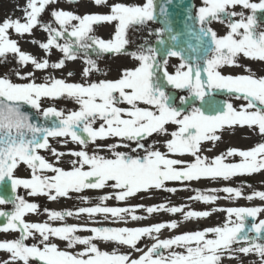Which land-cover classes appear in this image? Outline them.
Instances as JSON below:
<instances>
[{
	"label": "snow or ice",
	"instance_id": "snow-or-ice-1",
	"mask_svg": "<svg viewBox=\"0 0 264 264\" xmlns=\"http://www.w3.org/2000/svg\"><path fill=\"white\" fill-rule=\"evenodd\" d=\"M57 2L26 0L20 8L24 22L20 18H5L0 22V64L7 63L11 54L18 65L30 63L34 69L20 72L11 68L0 75V182L10 184L11 192L7 198L0 196V205H12L10 211L0 210V217L6 221L0 223V232H19L16 239L0 240V250L9 253L8 259L0 261V264H16L18 261L30 264V260L40 264H220L225 252L230 254V259L236 258L232 253H254L258 264H264V242H261L264 241V219H258V215L264 212V205L189 211H183L184 205L169 206L167 203L103 206V202L111 198L125 201L151 188L172 193L178 190L166 187V182L183 183L200 179L228 181L236 175H251L264 170V140L246 150L230 147L212 158L200 154L202 143L211 141L214 146L221 139L217 133L226 127L247 126L264 137V76H256L247 65H240L236 59L242 54L247 59L264 62V29L257 16L258 10L264 11V0H201L200 6L189 3L184 9L186 15L181 22L182 31H174L169 18L167 6L173 0H162L160 3L144 0L142 4L114 2L110 5L108 0H92L96 6H108L109 11L80 15L71 10L54 8L50 11L51 21H40L38 18L47 7ZM66 2L78 3L79 0ZM236 7L242 10L234 11ZM244 10H248V14ZM214 21L228 29L224 35H218L211 27ZM150 22L159 23L161 27L149 28ZM102 23L114 24L111 39L94 35V25ZM193 24L199 25L197 39L205 38L202 64L190 62L183 55V49L177 50L178 38L185 33L191 34ZM37 25L47 34V41L33 39L30 43L37 44L46 56L52 48L59 50L63 56L58 61L50 63L47 58L37 59L22 51L18 42L9 37L10 29L19 35H30ZM129 29H147L148 36H155V41L149 42L145 37L129 50L127 45L132 43L127 36ZM61 39L63 43L59 42ZM89 50L97 57L109 53L127 54L138 63L133 68L121 69L118 79L70 83L46 75L43 82H36V70L49 67L61 69L66 60L77 59L78 52H83L85 56L83 77L100 71L96 60L88 55ZM171 57L180 58L172 73L167 69ZM223 66L243 67L247 74L224 75L219 71ZM9 72L26 82H14ZM73 74L70 71L67 75ZM169 87L186 91L187 95L177 98L167 91ZM215 90L234 95L243 103L234 106L227 100L222 105L208 101L207 107L196 106L195 101H204ZM45 98H67L78 108L42 107L41 101ZM25 106L35 110L38 118L45 123L34 120L24 110ZM97 121H100L98 127L95 126ZM168 125H173V130L170 131ZM153 134L169 137L162 141L166 151L155 146L157 141L146 145L145 141ZM50 138H62L60 143L64 145L70 140L79 144L80 150L61 152L52 147ZM113 138L114 143H96ZM89 144L96 145V150L90 153L87 150ZM121 148L127 151L119 150ZM105 149L110 155L100 154ZM41 150L50 151L57 163L66 154L76 159L69 161V169L57 167L40 155ZM184 155L193 159L174 158ZM234 156H239L240 160L226 162ZM21 162L30 170V178L14 175ZM45 171L53 175H43ZM243 183L247 185V182ZM21 186L29 190V196L45 195L49 200L68 198L70 192L80 193L85 189L108 187L113 190L98 197L101 203L94 206L63 211L45 208L49 220L63 221L65 217L81 214L89 217L102 214L105 219L110 215L114 221H125L126 215L135 221L146 218L135 214L139 208H144L149 215L159 211L172 214L183 212L184 220L208 217L215 211H224L226 217L222 225L165 239L155 234L166 227L175 229L178 226L176 220L140 227H89L66 223L52 226L47 221L30 223L23 217L26 213L37 212L39 205L17 193ZM193 191L195 195L189 199L202 203H214L220 199L215 194L217 192L227 194L225 199L243 197L264 201V191L254 190L244 196L240 187L233 186ZM79 198L85 202L89 199L86 196ZM247 218L252 220L250 227L246 226ZM81 230L91 235H76ZM36 234L39 236L38 243H25L29 237L36 238ZM143 237L154 241L146 251L137 247ZM51 238L65 241L67 249L78 244L84 247L74 253L59 248L56 243L50 242ZM95 240L127 246L140 255L133 257L131 252L120 253L117 248L111 252L101 250L93 242ZM242 243L245 246L233 248V245ZM177 248L183 251H177Z\"/></svg>",
	"mask_w": 264,
	"mask_h": 264
},
{
	"label": "flooded vegetation",
	"instance_id": "flooded-vegetation-1",
	"mask_svg": "<svg viewBox=\"0 0 264 264\" xmlns=\"http://www.w3.org/2000/svg\"><path fill=\"white\" fill-rule=\"evenodd\" d=\"M116 1L120 2L118 0H116ZM124 1H125L124 3H129L128 0H124ZM252 2H259V0H252ZM18 3H21L22 6H24L25 0H3L0 2V13L2 14V16L0 17V19H1L0 22H3V20L5 18H13V19L20 18L21 22H24L23 12L20 9H17L16 7H14V11H11L9 13V11L12 9V8H10L11 5H17ZM109 3H112V2H109ZM233 10L239 12L242 9L240 7H236ZM244 11L246 14H248V10H244ZM43 14H44V12L42 13V15ZM42 15L38 18L39 20H41ZM257 16H258L261 28L264 29V11L258 10ZM236 19H239V17H236ZM102 25H103V23L97 24L94 26L96 28H99ZM196 26L199 28V25H196ZM148 27L155 29L159 26L155 23L150 22ZM211 27L217 32L218 35H224L228 30L224 24H221V23H218L215 21L211 24ZM96 28H94V35L99 36L105 40L111 39V36L114 32V28L111 29V32H109V33H106V31H108L106 29H102L103 31L99 32V30ZM12 31L14 32V30H11V29L9 31L10 38L14 39L18 42V46L20 47V49L22 51H24L26 53L31 52V51H28L26 49V44L28 43V37H34L35 35H40V31H38L37 29H32V32L30 35L29 34L19 35V34H16L15 32H14L15 34H12L11 33ZM127 36H128V39L130 41H132V43H129L127 45V48L129 50L134 49L136 47V45L141 43L143 38H145V37H147L149 42L155 41V36H148L147 29H141L140 31H135L133 29H129ZM60 42L63 43V40L61 39ZM33 54H34V52H33ZM88 55L90 56V58L96 60L100 71H93L89 75V77H87V78L83 77L82 76V69L86 66L84 64L85 56H84L83 52H78L77 53V59L72 60L69 64L70 66H74V68L79 69L78 76H76L77 72H75V74H73V75H75V79H74V80H76L75 82H85V80L98 81L100 79H118L120 76L121 69L133 68L138 63L134 59L130 58V56L127 54H115L114 55V54L109 53V54H104V55L97 57L95 55V53L92 52V54H91V52L89 50ZM40 57H43V56L41 55ZM37 58H38V56H37ZM236 59L240 65H247L256 76H264V62H261L259 60L247 59L242 54L239 55ZM13 61L16 62L15 57L13 58ZM195 62H197V61H195ZM198 62H200L202 64L203 59H201ZM179 63H180V58L172 57V63L169 62L167 65L168 71L170 73L174 72L175 71L174 66L178 65ZM60 70L61 69H55L54 77L65 79L68 81L71 77L68 75L67 76L64 75V77H62ZM219 71L224 75L247 74V73H245L243 67L223 66L219 69ZM167 91L170 93H174L177 98L181 95H187L186 91L174 90L171 87H169L167 89ZM60 99H58V100L57 99L56 100L46 99V101L41 102L42 107L54 105L58 109H64L62 106L59 105ZM226 100L233 103L234 106H238L241 103H243L242 100H237L234 95L227 94V93L222 92L220 90H215L214 92L209 93L205 97L204 101L197 100V101H195V104L198 107H200L202 105L204 107H207L208 101H215L218 104L222 105L223 102ZM176 102L179 105L178 99ZM120 106L126 107V105H120ZM141 106H143V105H141ZM99 123H100V121H97L95 126L98 127ZM168 128L171 131V130H173L174 126L168 125ZM218 133L221 134L222 137L224 135L225 139L232 138L233 148H238L241 150H246V149L254 146L255 143L264 140V137H261L259 134L254 133L247 126H244V127L235 126L233 128H227L226 127L223 131L218 132ZM167 138H169V137H162V136L153 134V136L148 138V140L145 141V143L147 145V144H151L153 141H157L158 143H156L155 146L157 148H159L161 151H166V149L162 145V141L164 139H167ZM61 139L62 138H56V139L50 138V143H51L52 147L58 149L61 152H65V153H67L68 150H80L81 146L79 144L73 143L69 140V142L66 145H64V144L60 143ZM114 142H115V138L108 139V140H98L96 143L103 145V144L114 143ZM133 147H134V145H133ZM87 150L91 153L92 151L96 150V145L89 144L87 147ZM119 150L127 151V149H124V148H121ZM100 154L110 155V153L107 152L106 149L104 151H101ZM40 155L44 156L49 162L54 163L57 167H62L65 169H69L71 167V164L69 163V161L76 159V157H73L71 155L66 154L63 157H61L60 162L57 163L55 161V158L51 155L50 151L41 150ZM174 158H179V159H183V160H187V161H191L193 159L191 156H188V155L178 156V157H174ZM239 160H240L239 156H234L232 162H238ZM42 174L43 175H53V173L48 172V171H45ZM14 175L17 177H22V178H30L31 172L27 168V166L21 162L18 165V167L14 170ZM243 182H247V185H251V187H248ZM172 183H174L173 185L175 186V182H166V187L172 188ZM233 186L234 187H240L241 191L243 189L244 193H245L244 196H247L248 194L252 193L254 190L264 191V170H262L258 173L251 174V175H246V174L236 175L235 177H233ZM28 191L29 190L24 189L22 186L17 189V193L20 196H23L29 202L37 203L39 205V208H38L37 212H35V213H26L25 214L23 219L26 222L43 223V222L47 221L52 226H61L62 224H65V223L66 224H86L89 227H111V225H112V222L110 220V219H112V217L110 215L108 216L107 219H105V217L102 214H96L92 217H89L87 214H81L80 216L65 217L64 220L61 221V220H49L47 213L44 211L45 208H47L49 210H54V211H63L66 209L75 210L79 207H90V206H94L96 204H100L101 201L98 199V197H100L106 193L112 192L113 190L111 188L106 187L104 189H85L80 193L70 192L68 198L59 197L56 200H49L47 198V196H45V195L29 196ZM136 195H142V196H147V197H168V196L172 195V192H167L164 190H157L155 188H151L147 191H141V192L137 193ZM85 196L89 198L87 202H85L79 198V197H85ZM109 200L104 201L103 206H108L107 204H108ZM256 201H257V198H254L252 200H247V199L243 198V200H242V197H241V198L233 199V203H234L233 205H234V207H242V205L244 204V207H252V206H256V204H255ZM11 209H12L11 204L0 205V210H2V211H10ZM3 222H6L5 218H4ZM3 234H5V232H3ZM6 234L9 236V239H16L19 237V232H17V231H11L10 230V231L6 232ZM76 235L89 236V235H91V233L88 231H85V230H81V231H78L76 233ZM38 240H39V236H38V234H36V238L29 237L27 240H25V243L28 245H31L33 243H38ZM50 242L56 243L58 245V247L61 249L72 251L74 253L81 251L84 247L83 245L78 244L74 248L67 249L66 242L62 241L58 238H51ZM93 242L96 243L98 245V247L101 248V250H107L106 248H107V244H108L110 246V249L107 251H110V250L112 251L114 248V244H115L112 242H104L101 240H95ZM35 264H40V262L37 261Z\"/></svg>",
	"mask_w": 264,
	"mask_h": 264
},
{
	"label": "rangeland",
	"instance_id": "rangeland-1",
	"mask_svg": "<svg viewBox=\"0 0 264 264\" xmlns=\"http://www.w3.org/2000/svg\"><path fill=\"white\" fill-rule=\"evenodd\" d=\"M3 0H0V2ZM120 2H125L124 0H118ZM26 2V0H25ZM109 2H117L116 0H108ZM129 3H143L144 0H128ZM196 6H200L201 4V0H196L195 1ZM111 3H109L110 5ZM14 7H16L17 9L22 8V4L18 3L17 5H11L10 8H12L9 13L11 11H14ZM65 9V10H71L77 14L83 15L85 13H107L109 11V7L108 6H96L92 0H79V2L75 5H72L70 3H67L66 0H58L57 3L55 4H51L47 7V10H45L46 12V17H44L42 22H49L52 20L51 16H50V11L52 9ZM2 16V14L0 13V17ZM1 20V19H0ZM105 25L99 28H96L94 26V28L98 29L99 32H102V29H106L108 31H106V33L111 32V29L114 28V24H108V23H104ZM53 26L56 27L57 25L53 22ZM37 28L40 30V37L39 36H34V37H28V43L26 44V49L28 51H31L29 54L35 56L37 59H44L47 58L49 60V62H56L59 59L62 58L63 54L55 49L52 48L50 50V54L46 56L44 50H42L41 48H39V46L37 44L34 43H30V41H32L33 39L41 41V42H46L47 41V34L39 27V25H37ZM10 31V30H9ZM13 34V31L11 32ZM9 34V33H8ZM98 34V33H97ZM10 37V36H9ZM60 42V41H59ZM61 43V42H60ZM37 45V46H36ZM34 52V54H33ZM91 54L92 51L90 50ZM42 53V54H41ZM43 57H40V56ZM14 58L13 55L9 54L7 57V63L4 64H0V68H2V71L0 72V75H3L5 72H8L9 69H11V63H12V59ZM72 60H66L65 61V66L63 68H61V76L64 77V75L67 76V73H69L70 71L77 72L76 76H78V71L79 69L74 68V66H70V62ZM169 62L172 63V58H169ZM21 72H29V71H34L33 66L29 63L28 65L25 66L24 70H20ZM49 69L46 70H36L35 71V78H36V82H38V80H42L43 81V77L46 75H50L49 74ZM10 77H12V73L9 72ZM71 78L68 80L69 82H75V75H71ZM20 82H26V81H21L17 78V83ZM40 83V81L38 82ZM59 105L62 106L64 109H72L75 110L78 108V105H76L72 100L67 99V98H61ZM221 139H219L218 141L215 142V145L213 146V143L211 141L208 142H203L202 146H201V155L202 156H207L209 158H212L218 154H220L221 152L225 151L226 149L233 147V140L232 138L229 139H225L224 135L222 137L221 134L217 133ZM208 149H211L210 151ZM189 156V155H188ZM233 160V157H229L226 162L231 163ZM211 182H214L212 184H210ZM174 183H172V188H176L178 189L176 192L172 193V195H170L169 197H146V196H132L127 198L125 201H117L114 198H111L108 202V206L109 207H128V206H133V205H144V206H151L154 204H160V203H167L169 206H180V205H184V209L183 211H189V210H211L214 207H218V208H228V207H234V203H233V199H225L224 197L227 195L223 192H217L215 193L217 196L221 197L220 199H218L217 201H215L214 203H202L200 201H196V200H190L189 197H192L195 195V192L193 191L194 189H201V190H205V189H211V188H221L223 186H233V178H231L228 181H225L223 179H217V180H210V179H200V180H194V181H190V182H175V186L173 185ZM234 187V186H233ZM243 188V187H242ZM242 193H244V190L242 189ZM243 200V197H242ZM243 204V203H242ZM256 206H260V205H264V201L260 200L259 198H257L256 201ZM242 207H244V204L242 205ZM215 213H217L216 216H213ZM136 215L141 216V217H146L144 219H140V220H132L130 218V216H125V221H117L119 223V227H140V226H148L151 225L153 223H158V222H163V221H172V220H176L177 222L180 220V216L181 215L183 217V212L180 213H168L167 211H159V212H154L151 215H149L144 208H139L136 210L135 212ZM226 217V213L224 211H215L212 212L211 215H209L208 217H204V218H198L197 220L192 219H188L189 224H187L186 228L189 227V230H187L186 232H191V231H197V230H203L204 228L207 227H213V226H218V225H222V223L224 222ZM258 217H264V212L260 213L258 215ZM232 219H235V217H232ZM112 221L113 218H112ZM172 231H174V229H169V228H164L160 231V233L155 234L158 235V237L160 239H165V238H170L172 237ZM209 238H211V234H209ZM9 239V236L5 233L3 234V232H0V240H6ZM154 241L148 237H143L137 244V247L143 249V250H147V246H150L151 243H153ZM240 246H245L242 244L240 245H233V248L236 247H240ZM124 247L127 246H123V245H114V248H117L119 252H123L124 251ZM107 250L110 249V246L107 244ZM126 249H130V248H125V252ZM110 252V251H109ZM128 253V250L127 252ZM0 261L6 260L9 257V253H7L6 251L1 250L0 251ZM229 253L225 252L222 257H221V261L220 264H252V262L256 261L258 264V257L254 254V253H249L247 255L243 254V253H232V255H234L236 258H229ZM133 257H136L135 254ZM35 263L34 260L30 261V264ZM16 264H22V262H16Z\"/></svg>",
	"mask_w": 264,
	"mask_h": 264
},
{
	"label": "water",
	"instance_id": "water-1",
	"mask_svg": "<svg viewBox=\"0 0 264 264\" xmlns=\"http://www.w3.org/2000/svg\"><path fill=\"white\" fill-rule=\"evenodd\" d=\"M160 2H162V0H157V3H160ZM189 3L192 4V0H183V2H181V0H173V3L167 6L169 13H170L169 18L172 21V23H173V21H178V23L181 25V22L183 21L185 15H186L184 9L188 6ZM157 12H158V9H157ZM182 30L183 29H181V27H179L177 31H182ZM198 35H199V33L197 31H195L194 29H192L191 34L185 33L178 38L177 50L183 49V55L186 58H189V60H194V59H197V58L205 55V48L203 45L204 42L201 38L197 39ZM200 41L203 42L201 45H199ZM168 43L171 44L172 42L168 41ZM189 45H191V48L189 47ZM24 110L28 111L31 114L32 118L34 120H37V122L45 123L44 120L39 121L36 118V116L34 115V113L31 110L30 106H25ZM2 183H4V182H2ZM6 185L8 186V190L4 194L5 198H7L11 195L10 184L6 183ZM1 186L2 185L0 184V187Z\"/></svg>",
	"mask_w": 264,
	"mask_h": 264
},
{
	"label": "bare ground",
	"instance_id": "bare-ground-1",
	"mask_svg": "<svg viewBox=\"0 0 264 264\" xmlns=\"http://www.w3.org/2000/svg\"><path fill=\"white\" fill-rule=\"evenodd\" d=\"M212 184V183H210ZM217 213H215L213 216H216ZM180 216V220L178 221V226L174 229V231H172V236L177 235V234H181L186 232L187 230H189V227L186 228L187 224H189L188 220H184L183 217L181 215ZM194 220H197L198 218H193ZM187 229V230H186ZM177 251H183V249H176ZM140 255V253L136 252V256Z\"/></svg>",
	"mask_w": 264,
	"mask_h": 264
}]
</instances>
